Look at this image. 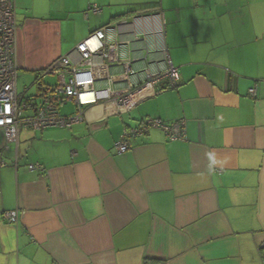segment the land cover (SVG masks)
Here are the masks:
<instances>
[{
    "label": "crops",
    "instance_id": "1",
    "mask_svg": "<svg viewBox=\"0 0 264 264\" xmlns=\"http://www.w3.org/2000/svg\"><path fill=\"white\" fill-rule=\"evenodd\" d=\"M13 1L17 79L36 94L57 84L56 58L124 22L129 57L164 47L178 79L127 110L99 102L70 127L21 128L16 144L0 129V264H264V0ZM144 6L157 8L124 15ZM147 118L184 120L185 138L149 128L116 153Z\"/></svg>",
    "mask_w": 264,
    "mask_h": 264
},
{
    "label": "built area",
    "instance_id": "2",
    "mask_svg": "<svg viewBox=\"0 0 264 264\" xmlns=\"http://www.w3.org/2000/svg\"><path fill=\"white\" fill-rule=\"evenodd\" d=\"M91 9L94 13L100 10L96 5ZM149 23H153L152 18ZM124 26L129 24L104 25L91 32L72 52L59 56L45 69L44 73L58 77L55 86H41L35 97L19 96L16 91L15 5L13 0H0V129L5 140L16 144L21 128L70 127L82 120L84 107L99 102L113 104L116 112L127 110L135 102L138 91L148 85L174 87L177 68L164 47H157L160 58H152L153 46L146 55L130 58L129 40L122 37ZM137 61L142 62L141 66L134 64ZM249 91L254 94V88ZM68 101L74 102L75 112L63 115L59 106ZM149 128L160 129L169 140L185 138L184 120L164 123L158 118H147L122 132L114 144L116 153L128 149L130 136L142 135ZM27 168L44 171L38 162L28 164ZM1 218L17 224L18 211L5 210Z\"/></svg>",
    "mask_w": 264,
    "mask_h": 264
},
{
    "label": "rangeland",
    "instance_id": "3",
    "mask_svg": "<svg viewBox=\"0 0 264 264\" xmlns=\"http://www.w3.org/2000/svg\"><path fill=\"white\" fill-rule=\"evenodd\" d=\"M158 57L160 58V55ZM48 78H49V81H51V82L55 81V79H56L55 77L53 78V76H50ZM32 83H33V77H31L30 74L26 75L24 73L22 74L21 72H19L18 79H17V89L19 92L23 91L25 88L27 89L26 91L24 90L22 92V94H19V96L26 94V96H31V97L34 96L35 97L36 84L32 85ZM72 107L73 106L71 105V103L66 104L65 106H63L61 108V110L62 111H70L72 109Z\"/></svg>",
    "mask_w": 264,
    "mask_h": 264
},
{
    "label": "trees",
    "instance_id": "4",
    "mask_svg": "<svg viewBox=\"0 0 264 264\" xmlns=\"http://www.w3.org/2000/svg\"><path fill=\"white\" fill-rule=\"evenodd\" d=\"M156 8H157L156 6H144V7H140V8H134L133 7V8H130L129 10H127L124 13V15L134 16V15H140V14H148L150 12L155 11ZM163 87H165V86H163ZM21 96H26V95L24 94V95H21ZM148 262H149V258H146L145 259V263L147 264Z\"/></svg>",
    "mask_w": 264,
    "mask_h": 264
}]
</instances>
